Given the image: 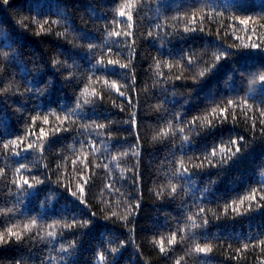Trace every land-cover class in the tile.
Here are the masks:
<instances>
[{
    "label": "trees",
    "instance_id": "trees-1",
    "mask_svg": "<svg viewBox=\"0 0 264 264\" xmlns=\"http://www.w3.org/2000/svg\"><path fill=\"white\" fill-rule=\"evenodd\" d=\"M261 41L264 0H0V264H264Z\"/></svg>",
    "mask_w": 264,
    "mask_h": 264
},
{
    "label": "snow or ice",
    "instance_id": "snow-or-ice-1",
    "mask_svg": "<svg viewBox=\"0 0 264 264\" xmlns=\"http://www.w3.org/2000/svg\"><path fill=\"white\" fill-rule=\"evenodd\" d=\"M3 2H4L5 4H7V3H9V0H3ZM119 15H120L121 17H123L125 14H124L123 11H121V12L119 13ZM128 19H129V20L132 19L131 15L128 16ZM196 19H197V18H196L195 16L192 17V20H193L194 23L196 22ZM240 23H241V24H247L248 21H247V20H241ZM196 30H197V29H196L195 27H191V28L186 27V28H185V31H186V32H187V31H196ZM201 30H202V29H201ZM114 35L119 36L120 33H119V32H116V33H114ZM262 45H264V41H261L260 43H252V44L250 45V47H251L252 49H258V50L264 51V47H262ZM245 47H248V45H246ZM229 54H230V53H229L228 51H223V50H221V51L219 52V54H216V55H215L214 58H215L216 61H219V60H221L223 57L228 56ZM187 63H188L189 66H191V64L193 63V61L191 60V58L188 59ZM108 64H109V65H114V62L111 61V60H109V61H108ZM213 66H214V65H213ZM119 67H120V68H127V65H123V64H121V65H119ZM113 69H114V68H113ZM100 70H103V71H105V72H108V71H109V69H108L107 67H104V68H102V69H100ZM209 70H210V69H209ZM200 75L203 76V75H204V72H201ZM176 79H180V76H177ZM261 79H264V77H261ZM120 95L123 96L124 93L121 92ZM128 102L131 103L130 100H129ZM227 103H228V105H233V104H236V103H238V102H235V101L229 100ZM213 112H215V109H213ZM226 112H227V108H222V109H221V114H222V115H223V113H226ZM260 115H261L262 117H264V110L261 111ZM224 118L226 119L227 117L225 116ZM58 119H59V118H58ZM65 119H67V117H65ZM130 119H133V120H134V117H131ZM44 123H45V124L48 123V120H47L46 117L44 118ZM260 123H261V125H264V119H261ZM101 127H102V126H101ZM60 130H61V128H60V127H57L55 131H56V132H59ZM64 130H66V129H64ZM262 131H264V128H262ZM40 132H41V138L44 137V136L46 135V133L44 132L43 129H41ZM243 140H244L243 137H239V141H238V140H235V139L231 140V145H232V146H235V152H232V149H231V148H228V149H227V152L229 153V155H228V156H225L224 158H222V161H221L222 163H226L227 160L231 158V156H233V155H235L236 153H239V152H240L239 143H240V142H243ZM5 147H7V145H5ZM27 147H28V149H33V148H34V145H33L32 143H29ZM90 147H91V146H90ZM93 150H94V149H93ZM221 151H225V150H224V149H221ZM211 155H212L213 157L216 156V149H215V148L213 149ZM22 167H23V165H22ZM184 171L187 172L188 170L185 169ZM23 183H24L25 185H28L29 188L32 187V185L29 184V181H28L27 179H25V180L23 181ZM80 190H81V192H83V188H81ZM173 191H174V189H173ZM260 191H261V192H264V188H262ZM244 200H250V201H253V202L256 204V208H257V209H259V208H261V207H264V194H261V195H259V197H257V190H255V189H253V190L251 191V195H249V196H245L243 199H241V200H240V203L242 204V203L244 202ZM82 203H83V201H82ZM251 208H252V205L250 204V205H249V209H251ZM233 210H234V211H238V209H233ZM203 211H204V210L201 209V212H203ZM85 223H87V222H85ZM203 223L206 224L207 221L204 220ZM27 227H28V226L25 225V228H27ZM8 233H9V236H13V235H14V236L16 237L17 240H20V239H21V236H20L18 233H14V232H12L10 229L8 230ZM173 239H174V238H173ZM6 242H7V241L4 239V236H3V235H0V243H6ZM171 242H172V241H170V243H171ZM262 243H264V242H262ZM247 246H248V245H245V247H247ZM161 251L163 252L164 249L161 248ZM206 251H207V250H206L205 248H200V247H197V248H196V252H198V253H204V252H206ZM101 259H103V257H101ZM177 264H180V262L177 261Z\"/></svg>",
    "mask_w": 264,
    "mask_h": 264
}]
</instances>
